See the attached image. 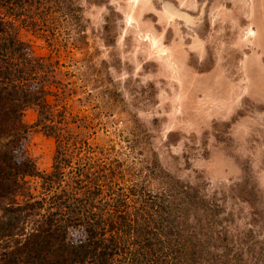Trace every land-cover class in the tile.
<instances>
[{
	"label": "rangeland",
	"instance_id": "rangeland-1",
	"mask_svg": "<svg viewBox=\"0 0 264 264\" xmlns=\"http://www.w3.org/2000/svg\"><path fill=\"white\" fill-rule=\"evenodd\" d=\"M76 6L80 37L67 24L56 39L22 30L35 55L59 61V79L73 91L49 103L85 120L90 145L110 147V161L121 159L137 179L149 160L192 186L218 210L214 232L251 240L255 262L264 264V0ZM36 121L29 109L26 154L50 172L56 141ZM196 217L204 218L198 211L195 226Z\"/></svg>",
	"mask_w": 264,
	"mask_h": 264
},
{
	"label": "trees",
	"instance_id": "trees-1",
	"mask_svg": "<svg viewBox=\"0 0 264 264\" xmlns=\"http://www.w3.org/2000/svg\"><path fill=\"white\" fill-rule=\"evenodd\" d=\"M79 11L76 0H0V264H257L251 240L214 232L218 210L192 186L149 160L137 179L110 161V147L90 145L85 120L49 103L73 91L59 61L35 55L22 30L56 39L67 24L79 35ZM29 109L56 141L50 172L26 154Z\"/></svg>",
	"mask_w": 264,
	"mask_h": 264
}]
</instances>
